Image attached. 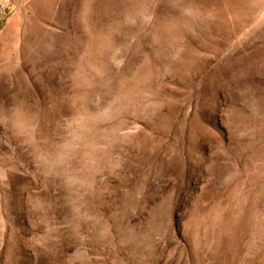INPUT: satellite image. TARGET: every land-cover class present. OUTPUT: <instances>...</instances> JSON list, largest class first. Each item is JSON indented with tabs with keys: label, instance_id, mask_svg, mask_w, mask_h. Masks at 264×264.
Wrapping results in <instances>:
<instances>
[{
	"label": "rangeland",
	"instance_id": "1",
	"mask_svg": "<svg viewBox=\"0 0 264 264\" xmlns=\"http://www.w3.org/2000/svg\"><path fill=\"white\" fill-rule=\"evenodd\" d=\"M0 264H264V0H0Z\"/></svg>",
	"mask_w": 264,
	"mask_h": 264
}]
</instances>
